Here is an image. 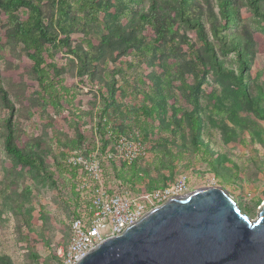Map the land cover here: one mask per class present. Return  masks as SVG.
Wrapping results in <instances>:
<instances>
[{
  "label": "rangeland",
  "instance_id": "374dc122",
  "mask_svg": "<svg viewBox=\"0 0 264 264\" xmlns=\"http://www.w3.org/2000/svg\"><path fill=\"white\" fill-rule=\"evenodd\" d=\"M96 1L103 3L96 19L83 16L75 4L68 15L70 41L85 53L92 77L80 75L73 55L55 53L74 96L63 110L40 101L32 63L0 12V81L7 92V102L0 96V264H60L58 250L67 245L73 207V177L64 155L94 145L112 147L111 129L146 136L150 155L135 165L144 184L174 182L187 174L191 191L220 186L251 219L264 201V0L257 8L249 0H232L237 13L228 21L221 0ZM153 5L179 30L159 42L156 27L142 20ZM191 6L205 24L212 53L180 16V9ZM42 7L48 28L56 31L52 7L48 2ZM182 36L204 58L200 85ZM212 54L229 73L217 71ZM195 112L197 130L191 126ZM101 115L113 127L105 135L98 130ZM8 120L17 147L41 156L46 172L8 155Z\"/></svg>",
  "mask_w": 264,
  "mask_h": 264
},
{
  "label": "trees",
  "instance_id": "16d2710c",
  "mask_svg": "<svg viewBox=\"0 0 264 264\" xmlns=\"http://www.w3.org/2000/svg\"><path fill=\"white\" fill-rule=\"evenodd\" d=\"M258 0H249V3L254 8H257ZM48 2L53 9L51 24L55 26L56 31L50 30L47 26V18L43 12V3ZM183 4L190 3L191 0H181ZM73 4L77 5L78 11L82 15L87 12L89 16L96 19L98 14L103 9V3L99 4L96 0H0V12L7 16L8 23L13 27V36L15 41L20 43L24 48L26 56L32 63V71L36 76V80L39 87L38 96L40 101L47 105L57 109H64V102H72L74 96L72 91L65 84L63 78V68L58 64L55 53L65 51L67 54L73 55L80 63L79 72L80 75H87L92 77V72L86 69L85 53L81 47L72 45L70 41L71 28L69 12L73 9ZM220 8L223 12L225 21H228L230 13H237L236 7L233 5L232 0H221ZM229 8V9H228ZM180 16L184 20L192 23L202 42L205 44V48L212 53V48L208 46L207 34L205 32V24L201 22V17L194 13V7L186 9H180ZM83 15V16H84ZM143 21L156 27V42H159L165 33L175 30L179 31L171 18H161L156 9L151 6L146 14H142ZM182 39L185 41L189 48V65L195 84L200 85L202 78L206 74V66L204 58L200 51L189 41V39ZM213 61L216 65L218 72L226 74L230 70L222 68L221 64L216 62L214 55L212 54ZM187 89L192 90L193 86L183 83ZM243 92L248 102L253 106L255 110H259L257 104L250 101L246 89ZM0 96L3 102H7V92L2 87L0 81ZM105 95L103 94L102 97ZM104 100H106L104 98ZM108 103H106L107 105ZM103 114L105 109L103 107ZM111 120L108 117L101 115L100 122L98 123V130L102 129L101 134L105 135L108 128H113ZM199 115L197 112L191 115V126L194 130L199 128ZM102 124V125H101ZM103 126V128H100ZM118 128V127H116ZM7 132L4 137V147L8 155H10L18 164L28 167L36 166L42 171L46 172L45 161L43 158L36 154H30L17 147L14 142L13 128L11 121L8 120L6 126ZM100 132V131H99ZM138 131L117 132L111 129V135L114 140L122 135L128 138H134L137 136ZM139 133V132H138ZM142 143L145 146L146 152L150 155V149L146 144V136H142ZM109 147L106 144L103 147L94 145L90 149L79 148L75 153L82 154L84 156L90 155V153L99 149L101 152H105ZM202 147H199V149ZM70 153L64 155L63 165L65 170L73 177V183L71 185L72 194V219L76 216V210L79 206V194L75 191V179L77 168L71 167L67 164L66 159ZM148 158V157H146ZM146 158H139L134 162L127 164L116 159H107L102 162V171L107 177V187H112L113 183L127 187L134 193L142 194L145 192L153 191L155 189L163 188L170 185L172 182H166L161 184L160 181H151L149 184L142 183L141 175H138L135 171V165L138 161ZM131 172V173H130ZM113 182V183H112ZM71 219V220H72ZM70 236V235H69ZM60 264H62L61 259Z\"/></svg>",
  "mask_w": 264,
  "mask_h": 264
},
{
  "label": "water",
  "instance_id": "95a60500",
  "mask_svg": "<svg viewBox=\"0 0 264 264\" xmlns=\"http://www.w3.org/2000/svg\"><path fill=\"white\" fill-rule=\"evenodd\" d=\"M76 264H264V201L251 219L220 186L172 196Z\"/></svg>",
  "mask_w": 264,
  "mask_h": 264
},
{
  "label": "built area",
  "instance_id": "2783aa9c",
  "mask_svg": "<svg viewBox=\"0 0 264 264\" xmlns=\"http://www.w3.org/2000/svg\"><path fill=\"white\" fill-rule=\"evenodd\" d=\"M148 156L138 133L134 138L118 136L105 152L97 149L87 157L78 153L68 155L67 164L77 168L75 191L80 199L76 216L70 223L67 245L58 250L62 264H76L105 238L120 234L153 207L191 191L187 174L166 187L142 194L113 182L112 187H107V177L101 168L103 161L116 159L130 164Z\"/></svg>",
  "mask_w": 264,
  "mask_h": 264
}]
</instances>
